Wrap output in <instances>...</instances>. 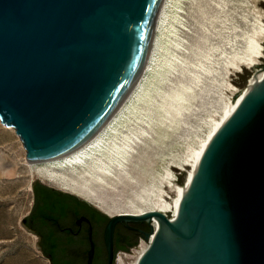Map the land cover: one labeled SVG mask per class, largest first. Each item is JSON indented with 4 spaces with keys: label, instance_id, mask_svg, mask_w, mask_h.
Listing matches in <instances>:
<instances>
[{
    "label": "water",
    "instance_id": "1",
    "mask_svg": "<svg viewBox=\"0 0 264 264\" xmlns=\"http://www.w3.org/2000/svg\"><path fill=\"white\" fill-rule=\"evenodd\" d=\"M161 3L0 0V120L28 159L75 146L116 110L144 64ZM243 66L241 78L231 74L243 87L234 102L254 71L262 79L212 137L174 219L110 215L33 182L22 224L52 264H116L140 235L150 244L137 264H264V63Z\"/></svg>",
    "mask_w": 264,
    "mask_h": 264
},
{
    "label": "rangeland",
    "instance_id": "2",
    "mask_svg": "<svg viewBox=\"0 0 264 264\" xmlns=\"http://www.w3.org/2000/svg\"><path fill=\"white\" fill-rule=\"evenodd\" d=\"M263 10L264 0H168L171 30L167 46L170 55L186 60L181 62L185 70L177 67L156 82L161 92L179 85H189L195 92L184 112L170 119L157 109L147 115V121L123 111L127 117L124 123L117 122L121 127L117 141L125 148L131 145L129 149L133 150L130 172L126 174L117 171L113 177L97 178V183L84 172L59 171L58 182L41 177L28 164L26 148L15 128L0 120V264H51L38 246L37 234L22 224L34 204L36 179L109 210L127 209V202L136 193L133 182L140 187L173 177L178 185L187 186L197 152L216 126L213 121L222 120L224 105L234 101V95L243 89L231 81L232 73L235 78L241 75L228 62L232 52L244 44L246 33L259 24ZM200 51L205 54H197ZM240 72L245 73L244 68ZM168 194L173 203L180 199L173 190ZM167 215L172 218L174 212L168 211ZM131 253H122L116 264H132Z\"/></svg>",
    "mask_w": 264,
    "mask_h": 264
},
{
    "label": "bare ground",
    "instance_id": "3",
    "mask_svg": "<svg viewBox=\"0 0 264 264\" xmlns=\"http://www.w3.org/2000/svg\"><path fill=\"white\" fill-rule=\"evenodd\" d=\"M167 8L168 0H162L152 29L151 40L144 64L142 65L132 87L130 88L129 92L124 97L120 105L98 129H96L91 135H89L87 138H85L75 146L61 153L48 157L27 159L28 164H30L34 168L39 176L54 180L56 182V178L58 176L57 174L59 171H69L71 173L84 172L87 174L85 176L96 178L95 183H97V178L100 179V177L104 176L113 177V175L116 174L117 171L126 174L127 172H130L129 168L131 164L129 159L133 154V150L129 149L131 145L127 146L128 148H125L124 145L117 141L121 128L117 124V122L124 123V119L127 117L124 115L123 111L126 110L127 114L130 115V113H133V117L141 118L144 120L147 119V115L149 113L156 109L158 111L164 112L165 116L169 119L174 115L182 114L184 112V109L187 106V100H189L190 95L194 96L195 90L192 91L189 85H179L178 87H174L171 91L161 92L159 91L160 85L158 86V82H156L159 80H164V78L167 77L166 75L168 74V72L174 70L177 67L185 70L181 62L182 60H186L181 57L176 58L172 56L173 54L170 55V50L167 46V41H169L168 36L170 32V23L168 22L169 13L167 11ZM263 17L264 10L260 13L259 24L255 25V28L253 30L246 33L244 44H242L241 48H238L236 51L234 50L232 52V56L230 57L231 62L229 61L228 63L231 64V68L233 70L242 71L244 68L243 64L247 67H251L256 63H261L262 58L260 57L264 56V21L261 20V18ZM177 42L179 43V41ZM173 46H175V44ZM197 54H201L203 56L205 53L200 51L197 52ZM200 65L202 66V63H199L197 66ZM191 69L193 70V68ZM191 75H189V77L192 80L193 76ZM262 76V72L254 71L249 79V84L245 87V91L242 92L243 94H239L241 96L238 97V95V98L236 97L237 99L235 100V102H228L226 103V105H224V116L222 120L213 121L215 122L216 126L213 128L210 137L204 142L202 141L203 143L199 151H196L197 156L194 155L197 159L196 162L194 161V170L187 186L184 187L178 185L175 181H173V177L161 178L159 184L151 181L149 182V184H145V186L140 187H138V183L133 182L136 186V193H134L132 201L127 202V209L109 210L102 208L101 206L99 207L108 212L110 215H143L151 211H159L167 214L168 211H173L174 215L172 219H174L179 212L181 201L189 189L190 183L199 165L201 157L212 137L221 128V126L229 118V116L234 112V110L243 99L244 95L248 91H250V89L259 80L262 79ZM197 77L198 76H196L193 80L195 81ZM159 94H161V96ZM83 185L85 187H88L86 181H84ZM170 190H173L177 194V196L180 197L177 203H173L170 199H168L170 196L168 194ZM151 222L156 228L159 224L158 217L155 216L154 218H152ZM149 244V241L145 245L142 243V248L135 256L136 259L134 260L133 264L138 263L141 255L148 248Z\"/></svg>",
    "mask_w": 264,
    "mask_h": 264
},
{
    "label": "built area",
    "instance_id": "4",
    "mask_svg": "<svg viewBox=\"0 0 264 264\" xmlns=\"http://www.w3.org/2000/svg\"><path fill=\"white\" fill-rule=\"evenodd\" d=\"M147 242H148V240H146L142 236V237H140L139 243L131 247V250L133 251V254L131 253V255H132V257H131L132 258V264L134 263V259H135V256L137 255L138 251L142 248V243L145 245ZM149 242H150V238H149ZM122 253L126 254V253H128V251H126V250H119L118 253H117L116 260H120L121 259V254Z\"/></svg>",
    "mask_w": 264,
    "mask_h": 264
},
{
    "label": "flooded vegetation",
    "instance_id": "5",
    "mask_svg": "<svg viewBox=\"0 0 264 264\" xmlns=\"http://www.w3.org/2000/svg\"><path fill=\"white\" fill-rule=\"evenodd\" d=\"M34 190H35V189H34ZM34 202H35V200H34ZM33 206H34V204H33ZM33 206H32V209H33ZM32 209H31V211L29 212V214L32 212ZM29 214H28V215H29ZM35 233L37 234V236H38V241H39V239H40V235H39L37 232H35ZM140 237H142V235H140L139 238H140ZM131 247H132V246H131ZM40 248H41V247H40ZM41 249H42V248H41ZM119 250H125V249H119ZM119 250H118V251H119ZM42 251H43V249H42ZM118 251H117V253H118ZM43 252H44V251H43ZM47 257L50 259V262H51V264H52L51 257H49V256H47ZM116 258H117V255H116Z\"/></svg>",
    "mask_w": 264,
    "mask_h": 264
},
{
    "label": "trees",
    "instance_id": "6",
    "mask_svg": "<svg viewBox=\"0 0 264 264\" xmlns=\"http://www.w3.org/2000/svg\"><path fill=\"white\" fill-rule=\"evenodd\" d=\"M72 194V193H71ZM74 195V194H73ZM94 206V205H93ZM97 208V207H96ZM99 209V208H98ZM100 210V209H99ZM102 211V210H101ZM103 212V211H102ZM105 213V212H104ZM106 214V213H105Z\"/></svg>",
    "mask_w": 264,
    "mask_h": 264
}]
</instances>
